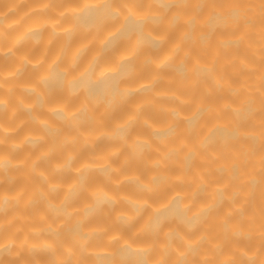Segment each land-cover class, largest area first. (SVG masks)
<instances>
[{
  "label": "clouds",
  "instance_id": "clouds-1",
  "mask_svg": "<svg viewBox=\"0 0 264 264\" xmlns=\"http://www.w3.org/2000/svg\"><path fill=\"white\" fill-rule=\"evenodd\" d=\"M0 264H264V0H0Z\"/></svg>",
  "mask_w": 264,
  "mask_h": 264
}]
</instances>
